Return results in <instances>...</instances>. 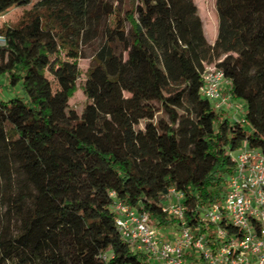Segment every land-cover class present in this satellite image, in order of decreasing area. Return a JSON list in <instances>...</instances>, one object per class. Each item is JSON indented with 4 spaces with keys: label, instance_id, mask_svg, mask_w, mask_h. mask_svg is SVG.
I'll list each match as a JSON object with an SVG mask.
<instances>
[{
    "label": "trees",
    "instance_id": "obj_1",
    "mask_svg": "<svg viewBox=\"0 0 264 264\" xmlns=\"http://www.w3.org/2000/svg\"><path fill=\"white\" fill-rule=\"evenodd\" d=\"M12 9L23 12L0 23V75L22 80L26 100L0 101V258L149 264L121 237L112 205L179 231L163 211L170 188L203 232L200 212L222 201L232 152L246 143L264 153V0H215L213 43L195 0H0V17ZM87 46L77 113L68 102ZM212 64L245 105L243 121L200 95Z\"/></svg>",
    "mask_w": 264,
    "mask_h": 264
},
{
    "label": "built area",
    "instance_id": "obj_2",
    "mask_svg": "<svg viewBox=\"0 0 264 264\" xmlns=\"http://www.w3.org/2000/svg\"><path fill=\"white\" fill-rule=\"evenodd\" d=\"M4 42L0 36V45ZM228 85L221 70L206 65L199 93L220 110L231 100L223 92ZM232 159L235 167L222 201L200 212L203 232L196 234L186 224L183 195L170 188L164 201L169 196L175 201L163 211L179 220L174 239L161 238L146 212L115 201V225L123 240L149 264H264V153L244 143Z\"/></svg>",
    "mask_w": 264,
    "mask_h": 264
},
{
    "label": "rangeland",
    "instance_id": "obj_3",
    "mask_svg": "<svg viewBox=\"0 0 264 264\" xmlns=\"http://www.w3.org/2000/svg\"><path fill=\"white\" fill-rule=\"evenodd\" d=\"M33 2L37 0H32ZM195 3L198 7L199 15L202 19L203 25H204V31L206 39L209 43L213 42L216 37V30H217V16L215 11V0H195ZM23 10L17 9V10H10L7 16L0 17V23H7L12 22L16 20ZM92 46L85 47V57L78 58L77 65L80 72V77L77 81L76 89L73 92L72 96L69 99V107L71 109H74L77 113H80L84 107V104L86 102V98L84 93L82 92L81 85L84 81L86 72L89 68L90 62H91V54H92ZM60 56L64 59L65 57V51L64 49L60 50ZM14 98H20L22 100H26V94L24 92L23 86H22V80H19L12 84L8 78V76L0 75V101L8 102ZM217 112H220L222 116H226L230 120H238L243 121L244 112H245V105L242 103L239 99H231L230 103L228 105H224L220 110H216ZM235 155V152H232V156ZM3 186L0 183V232L6 225L5 216L3 214L5 210V200L3 198ZM167 201L166 206H170L171 202L175 201L173 198L167 197L165 199ZM177 223V222H176ZM10 229L15 231L16 226L15 222L12 220L10 222ZM150 225H152L153 228L157 229L158 233H161L164 236V233H162L163 228H159L155 225V223L150 220ZM167 232H170L171 237H175L178 229L167 226L165 228ZM165 237V236H164ZM0 264H13L11 262H5L0 258Z\"/></svg>",
    "mask_w": 264,
    "mask_h": 264
},
{
    "label": "crops",
    "instance_id": "obj_4",
    "mask_svg": "<svg viewBox=\"0 0 264 264\" xmlns=\"http://www.w3.org/2000/svg\"><path fill=\"white\" fill-rule=\"evenodd\" d=\"M211 43H213V42H211ZM164 202H165V204L167 203V201H164ZM162 230H163L162 233H164V236H165V237H164L161 233H158L159 236H160L161 238H163V239H167V240H172V239H174V237H171L170 232L165 231V230H166L165 228H163Z\"/></svg>",
    "mask_w": 264,
    "mask_h": 264
}]
</instances>
